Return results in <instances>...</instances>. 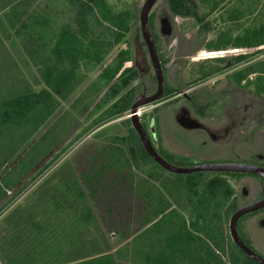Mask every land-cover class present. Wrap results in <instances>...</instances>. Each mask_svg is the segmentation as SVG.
Here are the masks:
<instances>
[{"label": "rangeland", "instance_id": "1", "mask_svg": "<svg viewBox=\"0 0 264 264\" xmlns=\"http://www.w3.org/2000/svg\"><path fill=\"white\" fill-rule=\"evenodd\" d=\"M246 1L244 0V3L241 0L230 1L243 14L244 29L252 28L255 22L252 18L258 16L261 10V7H258L253 0H249L248 5L251 7L254 5V10L251 7L248 9ZM104 2L103 11L109 16L130 12L133 15L131 22L123 28L121 43L105 61L109 63L121 50H128L130 60L125 63V68L133 69L131 75L133 80L128 79L132 87L118 93L109 104L120 99H128L132 88L134 100L140 90L141 82L147 81L152 89L156 86L149 58L146 57L147 66L144 72L139 71L134 64L135 41L139 37L142 40L139 14L145 0H104ZM78 5L79 0H0V170L3 172L0 182L3 181L9 188L10 183H13V188L16 187L0 209V226L4 228L10 229L13 222L32 217L23 207V203L25 204L27 200L30 203L29 201L37 194L43 195L50 189L56 188L59 181L71 182L73 177H77L81 182L80 172L90 170V157L94 155V152L96 153V148L104 147V142H101L99 137H95L101 130H108L109 134L123 135L129 128L123 124L126 121L123 119L128 117L130 110L120 117H101L109 105H105L102 109L97 108V103L102 97L92 95L85 102L89 104L87 110H85L86 104L80 100L82 93L101 72L100 68L88 74L66 98L61 99L59 95H54L58 105L53 113L48 111L47 115L44 111L47 117L43 120L35 119V113L32 112L23 117V120L20 119V122L19 116L16 114L11 116V111L4 105V102L9 99L32 92V95H27L22 100V102L25 101L24 105L30 106L34 94L44 89L39 61H34L32 54H28L25 40L29 35L33 39L41 38L44 50L40 51V54L43 53L44 59L50 62L52 47L57 36L64 28L75 26ZM210 6L209 2L201 0H157L150 13V30L159 47L162 64L168 67L173 60L179 61L175 71L172 72L173 77L168 75L169 92L167 93L172 92L171 87L175 83L179 91L162 99L166 100V103L159 107L154 109L155 106H149L145 109H150L149 113L153 112L157 115L158 119L155 121L157 146L162 152L161 155L166 154L168 156H165L166 160L175 166H187L191 160H202L203 157L208 163H225L233 161V158L226 155L213 156L205 152L204 148L199 150V146L188 144L187 138L199 136L197 132L186 130L175 121L178 106L185 100L183 96L170 98L172 95L180 91H185L190 96L205 94L204 98H201L202 104L208 107L206 114L201 116L204 122L209 118L218 117L223 118L221 121L227 124L242 114L244 107L251 105L252 99L254 106L264 109V97L257 94L253 86H246L244 81L236 82L233 77L240 66H233L232 59L245 50L237 48L219 52L207 50L206 43L217 37L218 32L234 13V10L230 13L232 5L228 3L223 4L216 12H211ZM20 12L24 14L20 16L19 22ZM188 12H195L201 21L194 15H183ZM39 20L42 21H40L41 27L38 26ZM25 21L34 23V29L23 30L19 27ZM161 22L168 24L167 33H164ZM202 23H204L203 26ZM13 26L19 29H14ZM216 56L229 59L227 64L230 66L209 79L202 80L195 75L196 67L192 65L193 61ZM251 78L253 79L254 76ZM127 86L129 84L125 87ZM210 107L215 110L210 111ZM230 107L238 108L234 115L229 114L233 112L232 110H225ZM3 114L15 120L3 122ZM144 114L143 111L140 117ZM259 129L264 130V126ZM263 139L264 133L256 144L258 148L264 147ZM207 144L211 145L212 142ZM209 155L211 157L208 158ZM138 171L130 170L129 176L132 182H125L123 185L117 182L116 177L108 178L107 182L111 184L106 186L103 184V189L101 188L103 191L97 197L91 198L97 220L86 229L80 230L81 232L73 238L78 242L76 247L81 251L71 252L72 259L87 253L96 255L114 253L132 242L139 228L136 219L146 211L143 200L136 199V191H134L133 184L136 176L132 173H138ZM8 173H10L9 176H7ZM13 173H17L18 176L12 177ZM105 176L119 177L113 170ZM142 176L145 174L143 173ZM209 177L224 183L222 186L219 185L218 189H214L213 206L225 210L230 205L231 198L228 197L230 190L237 194H240V190L231 175L210 173L207 178ZM161 178L169 179L171 187L178 189L181 194H184L183 188L187 189L186 185L191 181L190 177H187L186 182L171 180L165 174H162ZM113 182L116 183L113 185ZM180 184H182L181 190H179Z\"/></svg>", "mask_w": 264, "mask_h": 264}, {"label": "trees", "instance_id": "2", "mask_svg": "<svg viewBox=\"0 0 264 264\" xmlns=\"http://www.w3.org/2000/svg\"><path fill=\"white\" fill-rule=\"evenodd\" d=\"M230 1L232 0H208L211 12H216L223 4L228 3L232 5L230 13H233V10L234 13L218 32L217 37L206 43V48L210 52L234 48L245 50L232 59L233 66H240L233 74L234 80L239 83L244 81L248 87L253 86L254 91L264 97V0H253L261 10L258 16L252 18L254 25L248 29H244L243 14ZM241 1L244 3V0ZM248 1L245 3L248 9L254 10L255 6H249ZM104 6V0H79L75 26L64 28L57 36L50 62L44 59L43 53L40 54V51L44 50L41 38L33 39L31 35L26 38L25 48L28 54H32L34 61H39L45 87L34 94L30 106L24 105L25 101L22 100L27 95H32V92L5 101L4 105L11 111V116L16 114L20 121L33 112L38 121L45 119L48 111L53 113L58 105L54 95H59L61 99L66 98L75 86L96 68H100L101 72L82 93L80 100L83 103L92 95L102 97L97 103V108L102 109L118 93L132 87L128 79L131 78L133 69L125 68V63L130 60L128 50H121L109 63L105 61L121 43L123 28L131 22L133 15L130 12L109 16L103 11ZM23 14H18L19 22ZM183 15H194L201 21L195 12ZM219 18L221 19V15ZM40 21L39 27L42 26ZM25 22L19 27L23 30L34 29V23ZM157 49L159 51L158 45ZM160 60L163 62L161 55ZM228 60L223 56L199 59L192 62L196 67L194 73L202 80L212 78L230 66L227 64ZM128 84L129 86L125 87ZM133 93L132 88L128 99L109 104L101 117L122 116L130 109ZM88 105H85V110ZM9 118L3 114V122L15 120ZM123 124L129 126L123 135L109 134L108 130H101L95 135L104 142V147L96 148V153L90 157V170L80 172L82 184L77 177L67 183L59 181L56 188L43 195L37 194L30 203L28 200L23 203V207L32 215L31 218L38 222L32 236L34 250L28 257H4L6 263L259 264L231 239L228 224L234 208L222 210L224 208L213 206L214 189L222 186L223 182H215L213 178H207L201 173L179 175L167 172L148 156L130 120L127 119ZM162 156L167 159L166 155ZM112 170L117 172L119 177L105 176ZM130 170H139L138 173H132L136 176L133 186L136 199L143 200V205L146 206L145 213L136 219L139 228L132 242L114 253H87L72 259L71 252L81 251L76 247L78 242L73 238L81 232L80 230L86 229L97 220L91 198L97 197L103 191V184H111L107 182L108 178L116 177L120 185L131 183ZM143 173L145 176H142ZM162 174L171 180L186 182L187 177H190L191 181L186 185L187 189L183 188L184 194H181L178 189L171 187L169 179L161 178ZM115 183L113 182V185ZM179 187L181 190L182 184ZM232 195L230 190L228 197L231 198ZM20 237L17 234L13 237L18 239V246L25 241L21 237L20 243ZM9 239L12 240V236L4 234L3 242L0 243L4 254L7 253ZM28 249L31 251L32 247L29 246Z\"/></svg>", "mask_w": 264, "mask_h": 264}, {"label": "flooded vegetation", "instance_id": "3", "mask_svg": "<svg viewBox=\"0 0 264 264\" xmlns=\"http://www.w3.org/2000/svg\"><path fill=\"white\" fill-rule=\"evenodd\" d=\"M149 24H150V18H149ZM161 24L164 33H167L168 24L166 22L164 23L161 22ZM151 34L154 43L156 45V40L153 36V33L151 32ZM142 49L143 51L146 52V57L149 58L146 45H143ZM157 52L160 59V53L158 49ZM160 62L165 77V91L163 97L157 103L153 104V106H155L154 109L159 107V105L166 103V100H162L166 96L179 91L175 83L172 84L171 87L172 92L169 94L167 93L169 92V87H168L169 82L167 80L168 75L173 77L172 72L175 71V68L178 65L179 61L173 60L170 63V66L168 67L166 66L167 68L165 67V65L162 64L161 60ZM134 64L136 66L135 59H134ZM146 66H147V59L145 61V65L142 68L139 66L136 67L138 68L139 71L144 72ZM154 78H155L156 86L153 89L151 86H148L149 83L147 81L141 82L139 84L140 90L135 95L132 104L137 98L142 96L148 97L155 92L157 88V81L155 74H154ZM198 95L190 96L187 94V92L180 91L179 93L172 95L170 97L172 98L174 96V98H176L177 96H183L185 100L183 104L181 103L178 106V110L175 113L176 122L178 124H179L178 120L183 122L186 121L194 122L191 123L195 126L193 129H186L183 127L186 130H193L194 132H197V135L199 136L198 138H187L186 141L188 142V144L199 146L198 147L199 150H202V148H204L205 152H208V154L213 156L219 155L221 157L226 155L229 158H233V161H229L225 163L252 164L264 169V147L258 148V146H256L259 137L262 136L264 133L263 129H259L260 127L264 126V109H260L259 107L254 106V102L252 99L251 105L245 106L243 109V113L240 114L237 118L233 119V121L229 116V120L231 121H229L227 124L221 121L223 118H218V117L209 118L208 121L204 122L201 116L206 114L208 107L202 104L203 100L201 98H204L205 94L204 96L202 94L199 95L200 97H198ZM251 97L253 98L254 96ZM148 107L143 108L145 114L143 117H140V119L154 147L156 148L157 152L161 155L162 152L160 151L156 143L157 130H156L155 121L158 119V117L156 118L157 115H154L153 112L149 113L151 111L150 109L145 110ZM210 109H211L210 111L215 110L214 108L211 107ZM227 109L233 111L232 113H229L232 115H234L235 111L238 110V108L231 109V107L225 108L226 111ZM209 114L210 113H208V115ZM127 119L130 120L129 115L127 118L123 119V121ZM260 141L262 140L260 139ZM209 142H212V144L211 145L207 144ZM262 144L264 146V142ZM202 152H204V150ZM210 155L208 156V158L211 157ZM204 158L205 157H203L202 160L193 159L187 164V166L208 163L204 161ZM196 173L204 174V176L206 177L209 176L210 173H219V174H226L233 176L232 178L235 184L238 186V189L240 190V194H237L236 192L233 193L232 195L233 197H231L230 205L228 206L230 208H234V211L232 212L231 216L236 210H238L241 207H245L264 200V178L257 174L244 173V172H206V171L196 172ZM237 195H239V198H237ZM237 231L242 241L251 250H253L255 253H257L260 257L264 259V207L242 216L237 222Z\"/></svg>", "mask_w": 264, "mask_h": 264}, {"label": "water", "instance_id": "4", "mask_svg": "<svg viewBox=\"0 0 264 264\" xmlns=\"http://www.w3.org/2000/svg\"><path fill=\"white\" fill-rule=\"evenodd\" d=\"M157 0H145L143 3L140 14H139V23H140V32H141V39L140 37L135 41V63L136 66L143 67L146 61V52L143 51V45H146L147 53L150 59V62L153 67V71L157 81V88L155 92L148 96H142L137 98L131 108L129 119L131 121L133 129L138 134L142 146L148 156L154 160L160 167L165 169L167 172L179 175H187L196 172H244V173H254L264 178V169L252 165V164H239V163H206V164H196L192 166H175L169 163L164 157H162L154 147L152 141L149 138V135L143 126L141 119H140V112L143 111V108L148 106H153L154 103H157L164 94L165 91V77L163 73V68L158 56L157 48L154 43L149 18L150 13L156 4ZM179 124L186 128V129H193L195 126L191 123L194 122H183L179 121ZM264 207V200L241 207L236 210L233 215L229 219V234L231 236L232 241L240 248L246 255L254 259L259 264H264V259L260 257L257 253L251 250L240 238L238 231H237V222L238 220L247 213L253 212L257 209Z\"/></svg>", "mask_w": 264, "mask_h": 264}, {"label": "crops", "instance_id": "5", "mask_svg": "<svg viewBox=\"0 0 264 264\" xmlns=\"http://www.w3.org/2000/svg\"><path fill=\"white\" fill-rule=\"evenodd\" d=\"M208 2V0H205ZM176 121V119H175ZM2 163V159H1ZM1 169V168H0ZM10 173L7 174L9 176ZM17 173H13L12 177H17ZM3 177V172L0 170V179ZM20 184V183H17ZM10 188L4 184L3 181L0 182V209L2 208L3 204L7 202L9 195L12 193L14 188L12 187L13 183L9 184ZM12 223V222H11ZM38 224L37 220L28 218V219H23V220H17L16 222H13L10 229L9 228H4V226H0V243L2 244L3 240V235L4 234H10L12 236V240L9 242V247L7 248V253L4 254L1 248L0 244V264H7L6 260H4V257H10V259H14L17 256L18 257H28L29 253H33V240L32 236L34 234V227ZM7 231V232H6ZM40 233L43 231H39ZM20 235L25 241L18 246V239L15 240L13 239L14 235ZM20 237L19 241L21 243L22 238ZM29 246L32 247V250L29 251Z\"/></svg>", "mask_w": 264, "mask_h": 264}, {"label": "built area", "instance_id": "6", "mask_svg": "<svg viewBox=\"0 0 264 264\" xmlns=\"http://www.w3.org/2000/svg\"><path fill=\"white\" fill-rule=\"evenodd\" d=\"M143 112V111H142ZM142 112H140L139 114H141Z\"/></svg>", "mask_w": 264, "mask_h": 264}]
</instances>
